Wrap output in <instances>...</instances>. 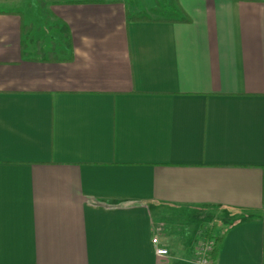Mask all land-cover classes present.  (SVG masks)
Wrapping results in <instances>:
<instances>
[{"label":"crops","instance_id":"1","mask_svg":"<svg viewBox=\"0 0 264 264\" xmlns=\"http://www.w3.org/2000/svg\"><path fill=\"white\" fill-rule=\"evenodd\" d=\"M127 1L0 0V264H264V0Z\"/></svg>","mask_w":264,"mask_h":264},{"label":"trees","instance_id":"2","mask_svg":"<svg viewBox=\"0 0 264 264\" xmlns=\"http://www.w3.org/2000/svg\"><path fill=\"white\" fill-rule=\"evenodd\" d=\"M129 21H188V18L182 14L180 8L175 4V0H162L155 3L150 10H140L132 12L129 9L126 11ZM220 238L214 239V247L210 254V264L216 260L217 247Z\"/></svg>","mask_w":264,"mask_h":264},{"label":"built area","instance_id":"3","mask_svg":"<svg viewBox=\"0 0 264 264\" xmlns=\"http://www.w3.org/2000/svg\"><path fill=\"white\" fill-rule=\"evenodd\" d=\"M157 238H152V243L155 245V253L158 255H164L167 253L165 248L158 247ZM214 247V239L211 237H204L196 244V258L194 264H210V254Z\"/></svg>","mask_w":264,"mask_h":264},{"label":"rangeland","instance_id":"4","mask_svg":"<svg viewBox=\"0 0 264 264\" xmlns=\"http://www.w3.org/2000/svg\"><path fill=\"white\" fill-rule=\"evenodd\" d=\"M158 1H162V0H128L127 1L128 2V9L132 12L140 11V10L148 11ZM5 7H9V6H5ZM15 7L17 9H20L22 14H25V11H24L25 6L23 4L22 5H16Z\"/></svg>","mask_w":264,"mask_h":264}]
</instances>
